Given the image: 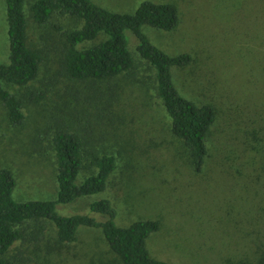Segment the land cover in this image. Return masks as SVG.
Instances as JSON below:
<instances>
[{
  "label": "rangeland",
  "instance_id": "1",
  "mask_svg": "<svg viewBox=\"0 0 264 264\" xmlns=\"http://www.w3.org/2000/svg\"><path fill=\"white\" fill-rule=\"evenodd\" d=\"M93 1L118 13H134L142 1L177 7L174 29L144 25L142 30L165 53L193 57L185 67L173 66L171 73L183 96L216 107L204 163L195 171L181 139L171 134L168 115L153 90L152 71L142 61L136 71L150 77L151 89H130L122 97L125 107L105 104V117L99 121L104 116L98 109L101 98L87 102L84 88L61 69L63 32L77 25L74 18L55 15L51 22L37 24L27 8L28 44L43 54L28 88L43 97L35 103L23 96L24 88L6 85L23 96L24 124L19 128L9 126L0 102V168H9L15 177L13 198L55 197L56 161L47 126L87 128L99 151L116 156V168L105 190L58 204L59 213L104 220L89 203L107 197L119 226L157 219L160 227L146 238L147 250L174 264H226L252 254L264 242L263 160L253 151L255 146L264 153V0ZM7 28L6 4L0 0V63L8 62ZM126 37L137 43L129 31ZM33 136L41 139L39 147ZM83 175L78 174L77 182ZM54 239L55 233L48 232L46 242L53 244ZM45 245L44 239L27 247L26 264H120L96 227L80 225L77 239L64 246Z\"/></svg>",
  "mask_w": 264,
  "mask_h": 264
},
{
  "label": "trees",
  "instance_id": "2",
  "mask_svg": "<svg viewBox=\"0 0 264 264\" xmlns=\"http://www.w3.org/2000/svg\"><path fill=\"white\" fill-rule=\"evenodd\" d=\"M5 4L9 53L8 62L0 63V102L10 127L19 128L24 124L23 96L35 103L43 97L41 92L28 88L37 76L43 54L41 48L28 44L26 9L37 24L49 23L55 15L69 16L77 25L63 32L59 53L61 69L84 88L87 102L101 98L98 109L104 116L97 119L102 121L105 117V104L125 107L122 97L130 89L144 87L146 92L151 89L150 77L142 78L136 71L137 62L142 61L146 70L152 71L153 90L168 115L171 134L181 139L194 170H201L208 149L207 138L217 118L216 107L212 103H195L183 96L173 83L171 68L189 65L192 55L188 52L169 55L155 46L142 30L144 25L174 29L179 13L173 3L142 1L134 13L110 11L93 0H5ZM127 31L137 43L128 42ZM7 84L24 88V95L10 91ZM77 98L80 99L79 95ZM66 127L54 125L53 128L51 124L45 132H52L49 144L56 161L54 198L15 200L12 196L15 177L9 168H0V264H26L29 260L26 248L37 246L44 239L50 249L53 245L72 243L77 239L80 225L99 228L109 251L120 264H174L152 257L147 250L146 238L160 227L157 219H138L119 226L107 197L89 203V209L104 215V220L88 214L57 211L58 204L105 190L116 168V156L98 150L90 137V129ZM254 139L259 140L255 134ZM32 140L40 146L39 136H33ZM253 149L261 156L264 169V153L258 147ZM256 153L254 158L258 156ZM84 170L87 172L82 173ZM78 174H84L80 182H77ZM50 231L55 233L53 244L46 242ZM16 244L19 247L11 253ZM233 259L226 264H264V242L257 243L252 254Z\"/></svg>",
  "mask_w": 264,
  "mask_h": 264
}]
</instances>
